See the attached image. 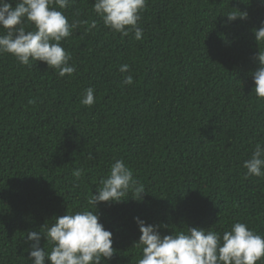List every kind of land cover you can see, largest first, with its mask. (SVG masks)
<instances>
[{"label": "trees", "instance_id": "trees-1", "mask_svg": "<svg viewBox=\"0 0 264 264\" xmlns=\"http://www.w3.org/2000/svg\"><path fill=\"white\" fill-rule=\"evenodd\" d=\"M94 2L57 6L69 23L96 21L61 41L71 76L0 55V264H31L27 232L83 210L117 159L146 192L95 206L115 250L102 264L142 258L134 217L162 236L187 227L222 234L236 221L264 236V177L245 178L242 166L256 143L264 146V100L252 92L264 2L147 0L139 41L105 27ZM231 12L247 17L228 22ZM128 74L132 85L122 83ZM88 87L91 107L80 103ZM76 168L84 170L78 182ZM40 246L50 251L44 237Z\"/></svg>", "mask_w": 264, "mask_h": 264}, {"label": "clouds", "instance_id": "clouds-1", "mask_svg": "<svg viewBox=\"0 0 264 264\" xmlns=\"http://www.w3.org/2000/svg\"><path fill=\"white\" fill-rule=\"evenodd\" d=\"M71 3L74 0H19L13 7L7 0H0V30H4V34H0V55H12L24 66H30L31 61H42L60 77L71 76L76 68L69 63L71 53L65 50L61 41L70 37L81 24L87 25L85 34L96 28L95 20L69 23L63 12L57 10V6L65 9ZM146 4L147 0H95L92 11L110 31L122 36L132 33L139 41L143 39L140 13ZM239 13L225 14L228 22L247 17V13ZM254 37L257 44H264V22L254 31ZM256 59L259 67L252 73V92L264 100V50H258ZM119 71L127 73L129 66L123 64ZM122 83L132 85L133 76L125 75ZM80 103L87 107L95 103L94 88L84 90ZM92 158L90 153L89 159ZM242 166L246 169L245 178L264 177V146L256 143ZM83 174L82 168L74 169V182H78ZM99 185L96 194L85 197L83 210L68 212L55 218L51 225L45 223L39 231L27 232V241L31 242L27 259L31 264H46V260L48 264H102V260L113 256V234L98 222L95 206L100 202H122L130 191V197L140 201L146 191L122 159L111 164L109 175L101 178ZM134 220L140 232L139 240L134 244L142 254L137 264H257L264 260V236L254 232L245 222H234L222 234L212 227H187L186 231L162 236L157 226L146 225L138 217ZM41 237L50 245V251L46 252L40 246Z\"/></svg>", "mask_w": 264, "mask_h": 264}]
</instances>
